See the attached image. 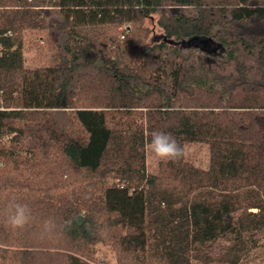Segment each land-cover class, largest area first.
<instances>
[{
  "label": "trees",
  "instance_id": "1",
  "mask_svg": "<svg viewBox=\"0 0 264 264\" xmlns=\"http://www.w3.org/2000/svg\"><path fill=\"white\" fill-rule=\"evenodd\" d=\"M157 131L181 159L149 166ZM98 245L264 264V0H0V264H110Z\"/></svg>",
  "mask_w": 264,
  "mask_h": 264
},
{
  "label": "clouds",
  "instance_id": "2",
  "mask_svg": "<svg viewBox=\"0 0 264 264\" xmlns=\"http://www.w3.org/2000/svg\"><path fill=\"white\" fill-rule=\"evenodd\" d=\"M150 150L156 161H177L184 155V148L176 139L166 132H154L151 136ZM31 218V211L27 205L12 202L7 209V223L13 229H21L27 225ZM50 222H46L48 228Z\"/></svg>",
  "mask_w": 264,
  "mask_h": 264
},
{
  "label": "rangeland",
  "instance_id": "3",
  "mask_svg": "<svg viewBox=\"0 0 264 264\" xmlns=\"http://www.w3.org/2000/svg\"><path fill=\"white\" fill-rule=\"evenodd\" d=\"M152 30H153L152 31V35H154V36H158L159 35V30L156 27H154L153 25H152ZM40 36H41V34L36 33V34L30 35L29 37L31 38L32 42H34L36 44H41ZM206 40H204V39L201 40L200 44L201 45H205L209 49H212L213 51H215L217 48L215 47V44H214L212 38H209V41H206ZM36 51H37V48H34L33 46L32 47L30 46L29 48H27V46H26V48L24 47V55L26 57V63L27 64H34L35 65V64L39 63L37 61V59H35L37 57V56L35 57ZM43 61L44 60H41V62H43ZM187 153L189 155H191L197 161L201 162L202 164H206V161H207V150H206L205 146L200 145V144L189 145L187 147ZM147 161H148L149 166H153L157 162L152 157L150 146H148V148H147ZM202 166L205 167L206 165H202ZM95 258L97 260H99V261H104V262H107V263H110V264H114L115 263L114 253H113L112 249L110 247H108V246L98 245L96 247ZM259 260H260L259 256H257L256 258L250 257L247 261H245L244 263H241V264H257V262Z\"/></svg>",
  "mask_w": 264,
  "mask_h": 264
},
{
  "label": "water",
  "instance_id": "4",
  "mask_svg": "<svg viewBox=\"0 0 264 264\" xmlns=\"http://www.w3.org/2000/svg\"><path fill=\"white\" fill-rule=\"evenodd\" d=\"M198 40H201V39H199V38H193V39L188 40L187 42L182 41V42H180V44H181V45H186V44H190L192 41H193V42H196V41H198ZM206 41H208V40H206ZM171 42H172V41H171Z\"/></svg>",
  "mask_w": 264,
  "mask_h": 264
}]
</instances>
